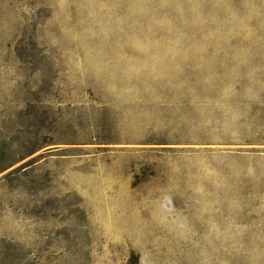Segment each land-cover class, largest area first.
I'll return each mask as SVG.
<instances>
[{"label": "rangeland", "instance_id": "1", "mask_svg": "<svg viewBox=\"0 0 264 264\" xmlns=\"http://www.w3.org/2000/svg\"><path fill=\"white\" fill-rule=\"evenodd\" d=\"M0 264H264V0H0Z\"/></svg>", "mask_w": 264, "mask_h": 264}, {"label": "trees", "instance_id": "2", "mask_svg": "<svg viewBox=\"0 0 264 264\" xmlns=\"http://www.w3.org/2000/svg\"><path fill=\"white\" fill-rule=\"evenodd\" d=\"M0 171H2V170H0ZM135 264H137V263H135Z\"/></svg>", "mask_w": 264, "mask_h": 264}]
</instances>
